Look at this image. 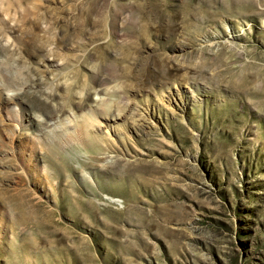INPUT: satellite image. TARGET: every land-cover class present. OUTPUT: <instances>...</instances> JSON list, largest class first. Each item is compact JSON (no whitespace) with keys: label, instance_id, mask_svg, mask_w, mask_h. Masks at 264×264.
<instances>
[{"label":"rangeland","instance_id":"374dc122","mask_svg":"<svg viewBox=\"0 0 264 264\" xmlns=\"http://www.w3.org/2000/svg\"><path fill=\"white\" fill-rule=\"evenodd\" d=\"M0 264H264V0H0Z\"/></svg>","mask_w":264,"mask_h":264}]
</instances>
